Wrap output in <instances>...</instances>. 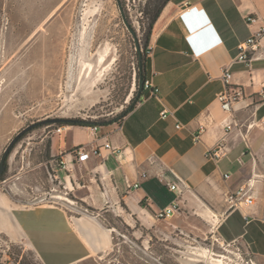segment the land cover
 Segmentation results:
<instances>
[{
	"label": "crops",
	"instance_id": "obj_1",
	"mask_svg": "<svg viewBox=\"0 0 264 264\" xmlns=\"http://www.w3.org/2000/svg\"><path fill=\"white\" fill-rule=\"evenodd\" d=\"M248 13L263 14L264 0L167 1L148 45L152 50L147 77L159 87L158 96L144 91L132 111L96 135L88 127L79 131L67 126L60 149L54 139L53 152L61 153L69 171L73 169L71 174L62 170L60 183L77 201L63 199L60 192L51 195L54 201L27 203L0 187V235L13 243L9 256L0 255V264L21 260L23 254H14L17 246L36 264H103L104 254L116 245L113 229L95 217L110 229V236H100L101 242L92 238L91 219L72 218L64 206L78 200L104 211L117 210L128 224L138 222L147 228L171 219L172 231L148 234L165 241L167 255L176 249V236L187 240L185 224L203 220L209 227H197L196 234L221 246L237 245L242 253L233 251L236 255L252 256L256 264H264V38L251 62L234 61L238 44L257 29L246 21ZM225 65L233 73L231 85L244 91L231 112H225L217 98L226 87ZM165 107L173 115L163 119ZM179 122L182 128H177ZM106 135L121 147L120 153L102 148L101 155L84 162L67 154L78 146L101 145ZM222 139L227 155L209 158V149ZM142 172L148 177L139 188L131 187ZM249 180L254 203L233 208L226 194ZM167 182L178 183L184 192L171 190ZM179 198L180 212L169 219L158 217L159 210ZM134 234L142 239L144 233ZM179 251L186 255L190 249ZM171 260L166 257L168 263Z\"/></svg>",
	"mask_w": 264,
	"mask_h": 264
},
{
	"label": "rangeland",
	"instance_id": "obj_2",
	"mask_svg": "<svg viewBox=\"0 0 264 264\" xmlns=\"http://www.w3.org/2000/svg\"><path fill=\"white\" fill-rule=\"evenodd\" d=\"M120 1L140 39L143 57L150 41L146 12L167 0ZM138 61L118 0H0V158L17 133L33 123L54 118L100 123L120 115L136 88ZM85 62L93 65L91 72ZM38 126L16 143L0 187L27 203L42 198L48 202L60 192L77 201L67 185L55 178L64 171L58 165L62 154L53 152L52 144L58 139L60 149L62 139H67L68 133L61 137L64 129L54 131L59 126H77L79 131L86 126L48 122ZM67 154L74 158V148ZM64 206L72 218L91 219L92 234H87L98 242L113 229L116 245L104 254L103 264H243L241 255L233 252L242 253L237 245L221 246L213 238L196 234L197 227H209L203 220L185 224L187 240L176 236L179 239L170 256L168 247L162 245L165 241L148 234L172 231L171 219L147 228L138 222L128 224L117 210L104 211L79 200ZM135 232H143V238ZM158 247L165 251L158 254ZM183 248L190 252L183 255L179 251ZM14 254H23L16 264H36L22 247L17 246ZM210 255L223 262L213 263ZM166 257L172 259L170 263Z\"/></svg>",
	"mask_w": 264,
	"mask_h": 264
},
{
	"label": "built area",
	"instance_id": "obj_3",
	"mask_svg": "<svg viewBox=\"0 0 264 264\" xmlns=\"http://www.w3.org/2000/svg\"><path fill=\"white\" fill-rule=\"evenodd\" d=\"M246 21L251 25H256L257 29L250 37L241 41L238 44L239 53H238V56L234 59V61H242L245 63H249L252 61L255 52L258 50L261 40L264 38V13L263 14L248 13L246 15ZM147 49H148V55H149L151 53L152 47L148 46ZM232 77H233V73L231 71L230 65H225L223 67V78L225 80L226 87L217 96L225 112H231L234 103H236L237 101H239L240 99L244 97V91L241 87L239 86L233 87L231 85ZM144 90L148 91L150 96H158L160 89L158 86L154 84L152 77H147L144 79ZM262 97L264 98V92L262 93ZM169 115H173V111L165 107L161 111V117L165 119ZM226 125L228 128L232 127L230 122H227ZM182 127H183V124L179 122L177 124V128H182ZM88 128H90L92 133L96 135L100 131L101 126L94 123V124H91V126H89ZM63 129L64 127L59 126L54 131L56 133H61ZM103 139H104V142L101 145L80 146V147L74 148V154H75L74 158L80 162L87 161L93 155H97V156L101 155L102 148L110 150L112 151V153L118 154L121 152L122 150L121 147L114 145L111 142V140L108 139L107 135L104 136ZM227 153H228L227 145L224 139H222L215 146L209 149L208 157L211 159L217 160L227 155ZM58 165L60 169L68 170L69 168L66 160L62 157H59ZM147 177H148V174L146 172H142L141 179L133 183L131 187L135 189L139 188L141 184L140 183L141 180ZM226 177H229V175H226ZM55 178L60 179L59 173L55 174ZM167 185L169 186L171 190L179 191L180 194L184 192L178 183L167 182ZM64 188H66V185H64ZM252 189H253V183L251 180H249L247 183H244L238 186L236 189L229 191L226 194V200L231 204L233 208L242 207V206H250L254 203ZM50 201H54V200H50ZM180 201H181L180 198L175 199L167 207L159 210L157 214L158 217L169 219L172 216H174L176 213L180 212L181 211ZM11 251H13L12 241L0 235V255L1 257H4L5 255L9 256V253ZM241 258H242L243 264H256L252 256H247V257L241 256ZM10 264H16V263L11 262Z\"/></svg>",
	"mask_w": 264,
	"mask_h": 264
},
{
	"label": "water",
	"instance_id": "obj_4",
	"mask_svg": "<svg viewBox=\"0 0 264 264\" xmlns=\"http://www.w3.org/2000/svg\"><path fill=\"white\" fill-rule=\"evenodd\" d=\"M119 3V7L124 19L125 24L127 25V28L129 29V31L132 33L135 44H136V49L139 53V62H140V69H142V52H141V44H140V39L138 38V35L136 33V30L134 29V27L132 26L131 22L129 21L126 12L124 10L123 4L120 0H118ZM144 90V76L143 74L140 76L139 78V88H138V93L136 95V97L132 100L129 101V105L128 107L118 116H116V120L121 119L123 117H125L127 115V113L132 110L135 106L136 103H138L141 94ZM131 100V99H130ZM71 119L69 118H54V119H48L46 120V123H59V122H67ZM95 122L91 121V124H94ZM39 123H33L27 127H25L24 129H22L19 133H17V135L10 141V143L8 144V146L6 147L5 151L3 152L1 159H0V176L4 173V171L6 170V159L8 157H10L13 149L15 148L16 143L26 134L28 133L30 130H32L36 125H38Z\"/></svg>",
	"mask_w": 264,
	"mask_h": 264
},
{
	"label": "trees",
	"instance_id": "obj_5",
	"mask_svg": "<svg viewBox=\"0 0 264 264\" xmlns=\"http://www.w3.org/2000/svg\"><path fill=\"white\" fill-rule=\"evenodd\" d=\"M167 1H163L162 3L159 2L153 8V10L151 12H146V14H149L148 17H149V20H150L149 21L148 38L151 36V32H152L153 26H154L155 22L158 20V18L160 17V15L162 13V10H163L164 6L166 5ZM146 51H147V53H144V55L142 57V69H140V62L139 61H138V64H137V68H136V80H137V82H136V88L133 91V96L130 98L131 99L130 101H132L136 97V95L138 93L139 78H140V76L143 74L144 79L147 78V62H148V57L147 56H148V49ZM146 54H147V56H146ZM144 91H146V90H143V92L141 94V97L144 96ZM130 111H132V110H130ZM121 119L116 120V117H115V118L109 119L108 121H105V122H100V123L95 122V121H93V122H95L96 124H98L101 127H103V126H107V125L112 124V123H115V122H119ZM43 123H46V121H43V122L39 123L38 125H41ZM59 123H61V125H80V126H86V127L91 126V121H89V120L88 121H86V120H80V119H71V120H69L67 122H65V121L63 122L62 121V122H59ZM3 175L4 174H2L0 176V180H1V177Z\"/></svg>",
	"mask_w": 264,
	"mask_h": 264
},
{
	"label": "bare ground",
	"instance_id": "obj_6",
	"mask_svg": "<svg viewBox=\"0 0 264 264\" xmlns=\"http://www.w3.org/2000/svg\"><path fill=\"white\" fill-rule=\"evenodd\" d=\"M84 65H85V68L87 69V72L89 71V72H91L92 71V69H93V65L91 64V63H88V62H85L84 63ZM63 199H66V197L65 198H63ZM70 201V200H69ZM212 254H215V253H212ZM199 255V254H198ZM201 256V255H200ZM211 256V255H210ZM220 256V255H219ZM218 256V257H219ZM204 257V256H203ZM211 258L213 259V263H214V261H217L218 263H222L223 262V259L222 258H216V257H213V255L211 256ZM224 258H225V256H224ZM216 263V262H215ZM214 263V264H215ZM227 263V262H226Z\"/></svg>",
	"mask_w": 264,
	"mask_h": 264
},
{
	"label": "flooded vegetation",
	"instance_id": "obj_7",
	"mask_svg": "<svg viewBox=\"0 0 264 264\" xmlns=\"http://www.w3.org/2000/svg\"><path fill=\"white\" fill-rule=\"evenodd\" d=\"M36 127H39L38 125H36L34 128H36ZM33 128V129H34ZM1 159V158H0ZM8 159H9V157L6 159V162H5V164H6V166H7V164H8ZM7 171V167H6V170L4 171V173L3 174H5V172Z\"/></svg>",
	"mask_w": 264,
	"mask_h": 264
}]
</instances>
